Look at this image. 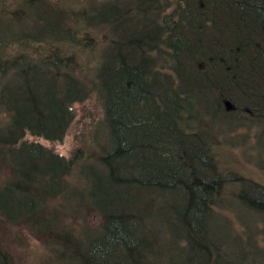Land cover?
<instances>
[{"label": "trees", "instance_id": "1", "mask_svg": "<svg viewBox=\"0 0 264 264\" xmlns=\"http://www.w3.org/2000/svg\"><path fill=\"white\" fill-rule=\"evenodd\" d=\"M72 1L0 0V217L58 264H264V0ZM91 96L68 158L28 140Z\"/></svg>", "mask_w": 264, "mask_h": 264}, {"label": "rangeland", "instance_id": "2", "mask_svg": "<svg viewBox=\"0 0 264 264\" xmlns=\"http://www.w3.org/2000/svg\"><path fill=\"white\" fill-rule=\"evenodd\" d=\"M78 0H73L72 2ZM85 4V3H82ZM72 5V4H71ZM78 53V49H77ZM80 57V56H79ZM89 57L91 58L90 54ZM82 59V58H81ZM92 59V58H91ZM83 63V61H81ZM75 120L69 127L67 134L62 143H48L42 139L28 138L29 141H37L42 145L53 149L59 155L68 158L75 147L85 142L90 134L91 126L98 120L100 108L94 96H91L82 104L74 105ZM236 138V137H235ZM236 142L232 146V155L240 161L243 173L253 179L255 182L264 185V172L254 168L255 166L246 162L242 158V149L236 147ZM87 143V142H85ZM255 152H251L254 156ZM264 155V146L261 150V156ZM239 167V168H241ZM85 220L82 218L76 221L79 229L84 225ZM52 248V246H50ZM6 250L13 259L14 264H58L56 263L53 253L49 254L48 248H45L35 235L24 225H13L5 222L0 217V251ZM58 250V246L53 245V251ZM0 257V264H2Z\"/></svg>", "mask_w": 264, "mask_h": 264}]
</instances>
